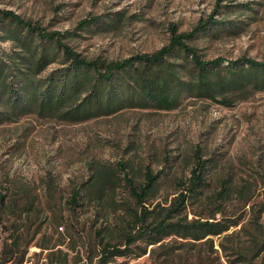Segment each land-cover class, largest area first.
Here are the masks:
<instances>
[{"label":"trees","instance_id":"trees-1","mask_svg":"<svg viewBox=\"0 0 264 264\" xmlns=\"http://www.w3.org/2000/svg\"><path fill=\"white\" fill-rule=\"evenodd\" d=\"M0 15L6 21L0 29V44L10 45L0 46V127L34 115L77 124L125 109L172 111L187 98L227 105L249 92H264V58H242L225 65L222 58L205 59L193 44L199 36L223 29V22H203L192 32L182 33L172 25L169 43L157 52L108 61L83 57L70 45L74 37L70 32L49 31L12 11H0ZM93 25H98L96 19L78 26L84 30ZM217 167L212 157L195 151L189 176L174 180L177 189L164 201L161 185L169 184L164 172L147 169L139 181L122 163L114 168L95 167L90 181L74 187L67 198L59 197L57 186L49 183L47 204L52 208H48L54 224L66 230L45 234V243L36 245L47 252L51 264H69L70 251L81 260L75 232L80 209L86 202L114 203L115 193L125 192L115 225L106 224L94 233L91 264L141 257L149 249L150 257L162 259L158 264H174L178 250L202 246L219 264H258L264 256V200L255 205L252 183L235 180L231 174L218 176ZM25 195L12 198L9 191L0 192V238L7 234L0 264L14 260L22 264L41 234V218L52 217L37 197ZM231 204L246 216H228ZM248 207L251 214L246 213ZM199 260L213 264L206 257Z\"/></svg>","mask_w":264,"mask_h":264},{"label":"rangeland","instance_id":"rangeland-1","mask_svg":"<svg viewBox=\"0 0 264 264\" xmlns=\"http://www.w3.org/2000/svg\"><path fill=\"white\" fill-rule=\"evenodd\" d=\"M0 11H12L49 31L70 32L74 35L70 45L90 60L100 57L116 61L152 54L169 43L172 25L181 33L192 32L200 23L210 21L223 22V29L193 42L205 59L222 58L227 65L242 58H264V0H224L220 5L218 0H0ZM93 19L98 25L79 28L80 23ZM5 24L0 15V29ZM200 150L217 162L218 176L231 174L235 180L250 181L253 203L262 202L264 92H249L227 105L187 98L172 111L125 109L77 124L34 115L0 127V192L9 191L12 198L30 193L45 207L48 217L52 215L49 220L41 218V234L30 245L22 264H51L47 252L42 253L36 245L45 243V234L60 228L48 208L52 206L47 204L49 183L57 186L59 197L67 198L74 187L90 181L95 167L114 168L122 163L139 181L147 169L164 172L169 179V184L161 185L160 199L164 201L177 189L174 180L189 176L194 152ZM125 198V192H117L114 203L106 199L100 206L86 202L80 209L75 232L81 260L70 251L69 264H91L94 233L106 224L109 228L115 225ZM246 211L251 214L250 207ZM227 214L246 216L233 204ZM6 236L0 238V252ZM240 239L234 237L235 241ZM176 253L174 264H202L199 258L205 257L219 264L205 246L194 251L185 247ZM220 256L226 263L222 252ZM161 260L150 257L149 249L144 256L119 258L112 264H158ZM257 263L264 264V256ZM8 264H17V260Z\"/></svg>","mask_w":264,"mask_h":264},{"label":"built area","instance_id":"built-area-1","mask_svg":"<svg viewBox=\"0 0 264 264\" xmlns=\"http://www.w3.org/2000/svg\"><path fill=\"white\" fill-rule=\"evenodd\" d=\"M59 232H64V228L63 227H60ZM26 264H28V263H26Z\"/></svg>","mask_w":264,"mask_h":264},{"label":"bare ground","instance_id":"bare-ground-1","mask_svg":"<svg viewBox=\"0 0 264 264\" xmlns=\"http://www.w3.org/2000/svg\"><path fill=\"white\" fill-rule=\"evenodd\" d=\"M60 229V228H59Z\"/></svg>","mask_w":264,"mask_h":264}]
</instances>
